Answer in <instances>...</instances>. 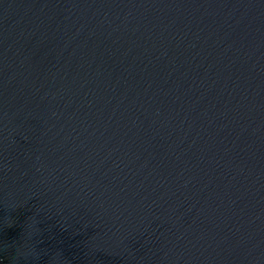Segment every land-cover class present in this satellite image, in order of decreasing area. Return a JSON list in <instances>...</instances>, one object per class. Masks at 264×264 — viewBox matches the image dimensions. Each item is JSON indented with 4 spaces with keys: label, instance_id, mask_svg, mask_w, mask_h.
<instances>
[{
    "label": "water",
    "instance_id": "1",
    "mask_svg": "<svg viewBox=\"0 0 264 264\" xmlns=\"http://www.w3.org/2000/svg\"><path fill=\"white\" fill-rule=\"evenodd\" d=\"M0 264H264V0H0Z\"/></svg>",
    "mask_w": 264,
    "mask_h": 264
}]
</instances>
